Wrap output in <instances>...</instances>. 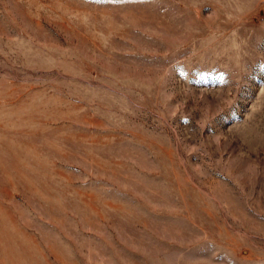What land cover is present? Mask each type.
Here are the masks:
<instances>
[{
	"label": "rangeland",
	"instance_id": "374dc122",
	"mask_svg": "<svg viewBox=\"0 0 264 264\" xmlns=\"http://www.w3.org/2000/svg\"><path fill=\"white\" fill-rule=\"evenodd\" d=\"M0 264H264V0H0Z\"/></svg>",
	"mask_w": 264,
	"mask_h": 264
}]
</instances>
